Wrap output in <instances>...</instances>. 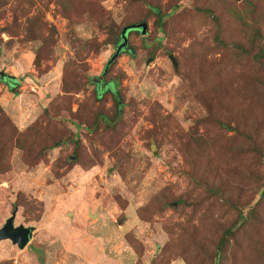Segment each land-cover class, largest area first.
<instances>
[{"label":"rangeland","instance_id":"1","mask_svg":"<svg viewBox=\"0 0 264 264\" xmlns=\"http://www.w3.org/2000/svg\"><path fill=\"white\" fill-rule=\"evenodd\" d=\"M245 1L153 0L170 13L159 26L148 5L135 0H0V29L20 24L18 35L0 31V72L17 81L11 86L0 80V106L8 118L0 121V227L15 210V225L35 226L24 249L0 241V263H213L198 243L209 247L204 239L213 220L224 213L222 221L233 222L237 209L218 195L210 198L209 186L222 185L233 201L248 202L255 185L264 183V54L253 58L259 45L264 48V38L253 40L258 27L264 36V16L253 18ZM133 14L147 19L148 33L130 32L134 56L121 52L104 74L115 52L108 44L111 28L120 30ZM193 48L206 52L209 66L196 57L190 67L185 57ZM113 80L120 118L114 130L101 128L95 136L85 113L114 105L107 90L104 107L94 100L97 85L105 88ZM243 103L247 111L236 109L253 119L251 135L260 150L241 151L237 142L241 153L233 158L223 152L225 164L212 146L233 140L237 116L226 111ZM218 120L230 121L229 127ZM36 122L37 132L22 135ZM48 131H56L57 139L47 138L49 148L40 150ZM32 137L41 145L31 149ZM160 194L171 198L169 206L142 218L138 210ZM249 225L254 237L264 239V198ZM246 259L235 255L229 264H264V251Z\"/></svg>","mask_w":264,"mask_h":264},{"label":"trees","instance_id":"2","mask_svg":"<svg viewBox=\"0 0 264 264\" xmlns=\"http://www.w3.org/2000/svg\"><path fill=\"white\" fill-rule=\"evenodd\" d=\"M139 1L142 3H146L148 5V13L149 16H154L155 17V23L156 25L163 26L164 25V19L166 18L167 14L170 15V13L166 12L164 13L162 8L159 5L153 4V0H135ZM244 3L248 4V8L250 9L249 12H251V16L253 18H261L264 16V3H261L259 0H246ZM242 5V4H241ZM241 5L234 6V9H238L241 7ZM81 9H85L84 3H82L79 6ZM250 7V8H249ZM200 11L203 13L205 12L206 14H212L213 9L210 7H200ZM174 12V10L172 11ZM98 16L100 18H103V16L99 13ZM133 17L135 14L132 15ZM131 18L127 21V23H124L121 27L120 30H116L114 28H111L112 32V39L108 41V44L112 46V48L116 49V46L122 41L121 35L123 29L131 24H136V23H147L148 21L146 18H138L135 19ZM218 19V17L214 16V19ZM17 27H14L13 29H0L1 30H6L9 32H12L13 34L18 35L20 33L19 31V26L20 24L16 25ZM29 27H24L23 31L25 32ZM30 32H34V30H29ZM134 31H139V30H129L128 35L130 32ZM36 32L43 37L42 33V24L40 22H37V29ZM148 33V31H147ZM264 36L261 34V28L258 27L255 30V35L253 36V40L255 42H259L260 40H263ZM218 39V37H217ZM221 46H225V41L223 40L222 35L219 38ZM254 42H252V46H254ZM122 52H127L134 56V50L132 49H126L123 50ZM152 53V52H151ZM261 54H264V48L262 45H259V51L255 52L253 54V58L255 60H260L261 59ZM208 55H206L205 51L198 52L195 48H193L190 53L186 54L185 60L189 61L190 60V67H193V61L194 58L198 57L202 63V66H209V64L205 63V60ZM175 60L177 62V67H178V61L175 57ZM212 63V62H211ZM211 66V65H210ZM203 70L200 71V76L204 75ZM209 76V74H208ZM0 80L6 81L8 84L11 86H14L17 81L16 78L13 79H8L7 76L4 78H0ZM110 86H105V88H101L99 85H97V88L94 91V100L95 101H100V104L102 107L105 105V100H106V90L111 94L113 98V104L112 107L105 109H100L94 112H89L87 115V112L85 115L87 116V123L85 124L86 127L92 129L94 131L95 136H98L101 134L100 129L101 128H106L108 131H112L115 129V124L117 123L118 119L120 118L121 110H122V101L120 98V93L117 89V81L113 80L112 83H109ZM15 88V87H14ZM15 94H19V91L17 88L13 90ZM222 101H218V104H221ZM237 107H246V103L241 104V106H229L228 110L226 111L227 115L232 114L236 117L237 116V121L236 124L234 125L233 129L235 130V135L233 137V140L231 139L230 142L227 144V146H222L225 142L224 141H216L214 142L212 146V152L214 153L215 157H218L217 159L220 162H223V152L226 155L232 156L233 158H236L235 156H238L241 152L239 150H244L245 146H249L248 148L249 151H255V150H260L256 146V141L258 138H254L251 134V131H254L252 121L250 116L247 115L246 113V108L245 110H240L238 111L236 108ZM112 110L113 114H110L108 111ZM219 112L222 110V108L218 109ZM69 112L72 113V111L69 109ZM77 115V114H76ZM88 117H90V120H88ZM2 120H8L4 109L0 106V121ZM203 120L200 119L198 122L199 124L203 125ZM220 122V127L221 128H228L230 125V121L226 122L225 120H218ZM38 123L36 122L34 125L28 126L22 133V135H29L32 132H37L38 131ZM207 123V122H205ZM13 134H16V127L13 126ZM51 133L48 131L46 138H43L44 140V145L40 150H44L46 148H49V145L45 144L46 139L48 138L50 141L53 139H57L58 133L55 131L54 133ZM33 140L31 144H28L29 147L32 149L35 145H41V139L40 138H35L32 137ZM240 145V149L238 151H235V148L237 147L238 143ZM48 143V141H47ZM188 140H186V143L184 144V148L187 147ZM51 146V145H50ZM241 150V151H242ZM195 156V161L196 158L198 159L201 158L203 155ZM261 155L263 153L261 152ZM222 157V158H221ZM40 157L36 156V159H39ZM225 164H228L227 162L224 161ZM192 169L189 173L190 178L192 179V176L194 177V170H196V162H192ZM246 178H250L252 176L256 178H260V175L258 173H253V172H243L241 173ZM196 184L198 182L195 181ZM210 192L209 194L211 195L210 198L215 197V196H220L222 200H224L225 203H227L230 207L237 209L236 216L234 218V221L228 223L222 221L224 217V213L221 214L219 218H215L212 222V229L210 234V238L204 239L206 243H208L209 247L205 246L204 243L199 242L198 246L202 248L206 255L212 260V264H229L231 260L234 259L235 255L238 256L239 254L242 255V258L244 261H247V254L250 252H256V253H263L264 251V239H260L257 237H254L255 234L252 233V230L249 228L250 225L249 223L252 222L254 217L257 215L258 208L260 207L261 203H263V198H264V183L259 185H255L253 197L250 201L248 202H242L239 200L233 201L230 197V194H227L225 191V188L222 185L219 186H209ZM159 197V198H158ZM158 197L154 198L152 202H150L148 205L145 207H141L140 210H138L139 215L142 218H148L151 219L153 215H157L160 213H163L166 207L169 206L171 202V198L166 195V194H160ZM177 203L181 204L183 203V199L177 198ZM153 204V205H152ZM151 205V206H150ZM154 206V207H153ZM186 228V225H184ZM186 230H189L188 228ZM210 231V227L208 229ZM128 242L130 245L137 251L139 252V245L138 241L131 236L130 234L127 233L126 236ZM251 238V239H249ZM212 249V251H210ZM249 260V259H248ZM2 262V261H1ZM3 264V263H0Z\"/></svg>","mask_w":264,"mask_h":264},{"label":"water","instance_id":"3","mask_svg":"<svg viewBox=\"0 0 264 264\" xmlns=\"http://www.w3.org/2000/svg\"><path fill=\"white\" fill-rule=\"evenodd\" d=\"M129 30H139L142 34H147L148 31V24L147 23H136L126 26L122 31V41L116 46L114 54L109 59L104 74L107 73L110 64L115 61V59L119 56V54L127 49L129 38H128V31ZM170 59L173 61L175 67H177V62L173 54H170ZM8 79L15 78L14 75H9L5 72H0V78L6 77ZM61 144V143H60ZM74 159L75 156H72ZM17 215V210H15L12 215L6 220V222L0 227V241L1 240H10L13 244L17 245L20 249H24L28 243L30 242L35 226H26L23 224L15 225V219Z\"/></svg>","mask_w":264,"mask_h":264},{"label":"flooded vegetation","instance_id":"4","mask_svg":"<svg viewBox=\"0 0 264 264\" xmlns=\"http://www.w3.org/2000/svg\"><path fill=\"white\" fill-rule=\"evenodd\" d=\"M128 48H129V46H127V49H128ZM103 81H104L103 78H100V82H99V84L102 83ZM105 86H108V83H106Z\"/></svg>","mask_w":264,"mask_h":264}]
</instances>
